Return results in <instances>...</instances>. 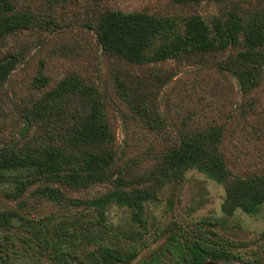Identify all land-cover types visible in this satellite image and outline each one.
Returning <instances> with one entry per match:
<instances>
[{"label":"trees","instance_id":"trees-1","mask_svg":"<svg viewBox=\"0 0 264 264\" xmlns=\"http://www.w3.org/2000/svg\"><path fill=\"white\" fill-rule=\"evenodd\" d=\"M68 1L76 0H50L54 5ZM83 1L99 3L103 0ZM173 1L188 5L202 0ZM211 1L221 4L228 0ZM20 2L0 0V89L22 58L19 52H9L7 44L22 33L33 35L56 25L50 18L38 19L29 8L20 6ZM84 26L94 33L96 44L105 54L136 68L162 66L170 61L180 64L195 56L236 50L216 68L234 78L245 95L255 92L263 81L264 19L258 15L246 17L228 12L210 19L197 14L178 18L145 11L104 9ZM41 71L42 67L39 73ZM76 72L69 71L54 88L30 101L19 134L26 138L33 130L32 137L24 144L14 142L0 147V193L6 200L15 202L33 189L34 196L47 201L91 211L94 219L87 222L75 218L52 224V219L45 218L44 225L36 227L35 222L23 215L25 204L21 202L17 210L0 207V229L10 230L16 227L17 221L28 225L30 229L26 232L59 264H67L68 260L69 264H76L74 259L78 260L77 264H130L137 257L134 246L123 252L105 244L111 235L107 231V209L112 204L131 209L133 220L142 223L145 202L154 200L162 185L181 184L190 169L198 170L224 187L222 211L227 216L237 209L253 216L259 213L264 204V165L251 174L234 172L221 150L223 127L193 126L194 120L184 125L175 138L171 135L162 138L165 150L159 154L150 174L152 186L127 190L121 178L111 175L118 152L116 135L106 115L105 98ZM174 75L152 71L148 79L116 80L115 93L147 128L160 129L162 124L151 99V89L162 87ZM48 86V79L41 75L33 82L38 90ZM212 94L220 97L218 88L213 89ZM35 130L40 134L37 137ZM261 140L264 142V137ZM230 162L234 170L243 171L238 169V162ZM253 162L239 160L250 167ZM9 184H13L12 189ZM102 184H111L114 189L92 199L68 198L64 193V189L86 190ZM136 235L141 237V233ZM178 237L171 241L179 243ZM184 242L189 251L184 264H202L210 258H239L231 251V243L218 238L214 232L205 233V237L199 235L197 241L187 237ZM92 244L96 249L87 250ZM169 245L173 247L170 242ZM2 252L3 249L0 254ZM10 259L6 251L0 255V264H10Z\"/></svg>","mask_w":264,"mask_h":264},{"label":"rangeland","instance_id":"rangeland-1","mask_svg":"<svg viewBox=\"0 0 264 264\" xmlns=\"http://www.w3.org/2000/svg\"><path fill=\"white\" fill-rule=\"evenodd\" d=\"M19 4L29 8L38 19L50 18L56 25L33 32V35L31 32L22 33L7 44L9 52H19L22 58L0 89V147L14 142L24 144L32 137L33 130L26 138L19 134L30 101L41 92L54 88L69 71L74 70L105 98L106 115L116 135L118 152L111 175L121 178L127 190L152 186L150 174L157 165L159 154L165 150L162 138L167 135L175 138L191 120L195 122L193 126L223 127L221 150L234 172L251 174L264 165V142L261 140L264 137V75L259 88L245 95L234 78L216 68L236 50L199 55L180 64L170 61L162 66L136 68L105 54L96 44L94 33L84 28V24L104 9L145 11L178 18L197 14L206 19L235 12L264 19V0H228L221 4L202 0L188 5L173 0H103L99 3L76 0L60 5L51 4L50 0H21ZM40 67L42 73H39ZM152 71L175 74L162 87L151 89V99L162 124L160 129L154 130L141 123L115 93L116 80L148 79ZM39 75L49 81L44 90L33 87ZM215 88H218L220 97H213ZM34 135H40L38 130ZM240 159L254 160L252 167L239 163ZM230 160L238 162V169L243 171L234 170ZM8 187L12 189L13 184ZM113 189L111 184H102L86 190L64 189V193L68 198L92 199ZM158 190L155 199L144 204L142 223L133 220L131 209L112 204L106 211L107 231L111 235L105 244L123 252L134 246L137 257L130 264H184V259L189 256L185 239L189 237L197 241L199 235L205 237V233L210 232L229 241L231 251L239 258H210L202 264H264V204L254 216L240 209L227 216L222 211L224 187L196 169L187 171L181 184L166 183ZM32 191L28 190L21 200L15 202L6 200L0 193V207L17 210L23 202V215L35 222L36 227H42L45 218L52 219V224L75 218L87 222L94 219L91 211L55 204L34 196ZM15 226L10 230L0 229V250L3 249L0 255L8 251L10 264H59L26 232L30 229L28 225L17 221ZM136 233H141V237ZM6 237H9L7 241ZM174 237H178L179 243L171 241ZM166 244L167 249H164ZM95 249V244L87 248ZM74 263L77 264L78 260L74 259Z\"/></svg>","mask_w":264,"mask_h":264},{"label":"water","instance_id":"water-1","mask_svg":"<svg viewBox=\"0 0 264 264\" xmlns=\"http://www.w3.org/2000/svg\"><path fill=\"white\" fill-rule=\"evenodd\" d=\"M206 264H212V263H206Z\"/></svg>","mask_w":264,"mask_h":264}]
</instances>
